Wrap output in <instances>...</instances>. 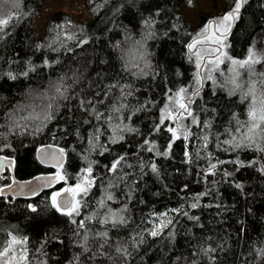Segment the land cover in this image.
Returning a JSON list of instances; mask_svg holds the SVG:
<instances>
[{
  "label": "trees",
  "instance_id": "trees-1",
  "mask_svg": "<svg viewBox=\"0 0 264 264\" xmlns=\"http://www.w3.org/2000/svg\"><path fill=\"white\" fill-rule=\"evenodd\" d=\"M45 1L19 0L18 8H9L19 19L13 21L15 27L0 38V133L3 134L0 135V156L14 162L0 174V188L8 193L0 196V227L6 230L0 232V240H6V232L13 230L27 237L34 264H114V261L115 264H212L200 253L201 246L216 248L212 254L214 264H264L261 254L264 249V172L260 171L264 167V153L255 149L225 151L228 146H216L230 138L226 129H235L233 114L242 121L247 120L249 102L242 103L239 92L229 96L226 88L208 81L193 105L200 120L211 126L193 127L192 131L198 136L209 135L207 152L212 153L211 162H225L218 165L215 175L205 179L210 161L201 150L202 140L190 138V144L176 141L167 158L141 148L144 139L155 141L160 151L166 148L170 133L165 128L157 133L154 127L168 90L175 91L193 82L195 58L189 60L187 44L209 21L231 10L200 13L199 25L192 28L179 8L192 5L194 0H87L90 21H78L70 14L56 12L47 19L43 34L38 37L33 21ZM222 1L230 4L232 0ZM240 16L227 37L229 55L243 59L250 47L258 53L264 52V0H247ZM145 20L154 21L151 28L146 27ZM149 31L154 36L146 39ZM70 35L75 38L68 39ZM82 40L87 43L81 44ZM145 62L149 67L145 68ZM140 68L147 75H134ZM222 68L226 71V66ZM24 72L28 75L24 76ZM256 72H264V66L256 65ZM9 73L16 79H10ZM248 78V74L242 77L244 90L250 86ZM258 79V76L252 77L253 81ZM217 82L222 84L224 77L217 75ZM58 84L67 87L69 99L58 100L55 119L42 132L35 133L40 121L25 118L42 116ZM112 84L131 85L133 95L123 99L119 88L111 89L108 97L96 95L104 93ZM84 98L102 99L104 103H97L96 108L105 117H113L111 124H128L138 132L124 133V141L111 144L108 141L111 127L80 107L78 101ZM120 103L128 107L113 113V106L118 107ZM96 128L103 133L100 142L110 148L104 155H100L99 150L90 151L88 138ZM47 145L52 146V151L65 150L68 184H74L79 170L87 167L85 156L89 161H97L93 167L100 178L99 187L86 198L89 207L80 217H74L77 222L97 211L96 201L103 196L104 186L113 175L107 172L106 166L120 155L127 157L120 172L128 174L126 181L109 189L114 200L108 204L113 210L127 206L123 215L128 224L113 229L110 224L87 222L91 230L88 251L81 246L84 230L80 229L77 234L73 218L51 207V194L66 186L63 181L52 187H40L36 195H16L19 189H14L13 179L18 183L31 181V186H36L39 182L36 177L56 173L52 163L41 162L40 150ZM189 149L193 153L191 163L184 156ZM198 150L200 156L196 157ZM237 160L245 166L232 163ZM153 162L157 164L159 175L150 170ZM249 162L254 163L249 165ZM225 172L231 175L225 176ZM9 184L12 191L5 187ZM236 184H241L242 188H237ZM206 191L210 194L201 197V207H188L194 202V194ZM29 204L37 208L35 213L28 208ZM181 206L189 215L198 216L199 222L171 212ZM164 212L173 219L169 229L158 238L145 233V242L133 248L131 238L140 229L151 228V222ZM105 228L109 230L111 248H100L102 241H95L91 236ZM169 231L174 239L168 237ZM121 241L125 242L130 256H117L115 248Z\"/></svg>",
  "mask_w": 264,
  "mask_h": 264
},
{
  "label": "snow or ice",
  "instance_id": "snow-or-ice-1",
  "mask_svg": "<svg viewBox=\"0 0 264 264\" xmlns=\"http://www.w3.org/2000/svg\"><path fill=\"white\" fill-rule=\"evenodd\" d=\"M247 0H235L234 7L226 13L223 17L217 20L209 21L187 44V49L189 52V60L194 59L196 72L194 73L193 82L190 86L180 87L175 91L169 89L165 97V103L163 107L160 108V117L158 123L154 127L155 132H160L162 128H165L168 133H170V138L166 148L163 151L158 150L155 141L144 139L141 144V148L149 153H154L157 157H169L173 151V145L178 140L188 141L190 144L191 139L202 140L201 150L205 151L207 158L210 163L205 173V179L208 175H215V172L219 164L225 163L224 161L211 162L212 153L207 152L209 145V135L204 134L198 136L192 131L193 127L204 129L209 128L211 125L209 122H202L200 118L194 111L193 105L196 103L197 98L201 96V92L204 89L206 82L211 81L213 85L220 87L221 89H227L229 96H234L239 92L241 94V102L248 101L247 109V120H240L236 114H233V119L235 120V129H226V133L230 138L220 141L216 146L221 145L228 146L224 150H244V149H255L260 153H264V72L257 73L256 65L264 66V52L258 53L255 49L249 48L245 58H235L229 55L227 49L229 45L227 44V37L230 34L233 25L237 20L241 19L240 11ZM19 0H0V38L7 35V30L11 27H15L13 21L18 22V15L14 12L8 11L9 8H18ZM154 21L145 20L144 24L146 27L151 28ZM154 33L149 31L147 33L146 39L152 38ZM75 37L70 35L68 39H74ZM81 44H86V40L80 41ZM139 43V42H138ZM222 66H226V71ZM133 67H139L138 65H133ZM149 67L147 62H145V68ZM34 70V69H33ZM244 74L249 76L250 86L247 90H244L241 80ZM24 76L28 75V72L23 73ZM136 76L147 75L143 68H140L134 73ZM217 75L224 77V82L218 84ZM10 79H16V76L12 73L8 74ZM258 76V80L253 81L252 77ZM257 83L260 85L257 88ZM119 88L120 96L123 99H127L128 96L133 95L131 91V85H120L112 84L108 85L104 93H97V96L108 97L109 91L111 89ZM55 96L51 98V103H49L42 116L36 115L34 117H28L25 119L39 120L40 124L34 129L35 133H40L47 127V124L55 119L56 112L59 109L58 100H67L69 96L67 95V87L62 84H58L54 87ZM79 105L85 111H90L94 114V118L103 123H108L111 127L112 135L108 137V141L111 144H118L125 140L124 133H137L138 129L131 127L128 124H111L110 121L113 119L112 116L105 117L103 113H100L96 104H103L104 101L97 100L95 98H84L80 99ZM128 107L125 103H120L118 107L115 105L112 108L113 113H119L121 110ZM144 106H142L143 108ZM137 109V111L142 110ZM206 111V109H204ZM131 119V117H128ZM85 123H89L85 121ZM18 127V125H17ZM27 126L25 131H27ZM106 131V129H105ZM233 132L235 134H233ZM103 133L99 128H96L91 137L88 138V143L90 145V151L96 152L99 150L100 155L109 152L110 148L107 144H102L100 142L101 135ZM0 135H3L0 133ZM79 135V133H77ZM219 140V137L216 138ZM7 146V145H6ZM52 146L47 145L42 148L41 151V162H50L56 167L57 171L54 175L48 177H36L38 181H43L42 185L31 186L32 182L28 181L23 184L18 183L13 179L12 184H16L19 191L16 195H36L40 187H52L54 184L63 181L65 187L58 191H53L50 197L51 207L56 210V212L61 215L73 218L72 223L77 224V229L84 230V235L81 241V246L85 251H88L89 233L91 230L87 227V222L96 221L100 225H111V228L116 229L121 226H126L128 224V219L123 213L127 212V206L120 208L119 210H113L108 202L114 200V195L109 189L116 188L120 183L126 181L128 176L127 173L123 175L120 174L122 167L125 165L127 157L125 155L118 156L111 164L107 167V172L112 173V178L109 179L107 184L104 186L103 196L96 201L98 204V209L92 212L90 215H86L83 219L77 222L74 217H80L82 211L89 207L88 198L94 188L99 187L100 178L95 175L94 164L97 161H89L88 156L84 159L88 161L87 167L82 168L74 177L75 183L68 184L69 176L64 170V156L65 150L60 148L55 151H51ZM196 157L200 156V150L196 151ZM184 156L188 163L192 162L193 153L189 149L184 152ZM13 161L8 158L0 160V171H3L5 165L12 167ZM232 163L237 164L239 167H244V162L242 161H232ZM254 162H249V165ZM131 167V165H128ZM143 167V165L141 166ZM150 170L152 173L159 175V170L156 163L150 164ZM261 172H264V167L260 168ZM225 176H230L231 173L225 172ZM2 178V177H0ZM12 184L6 185L8 191H12ZM185 187H187L185 185ZM237 188H242L241 184H236ZM27 189V191H25ZM8 193L5 188H0V196H6ZM209 192H202L194 194L193 201L188 207L191 209H197L201 207L200 199L201 197L209 195ZM207 206V205H203ZM31 212L35 213L37 208L31 204L28 205ZM183 206L174 208L171 210L172 213H180L187 217L189 220L194 222H199V217L194 215H189L188 211H183ZM151 228L140 229L136 236L131 238V246L133 248L139 247L145 242V233L147 236L152 238L160 237L166 229L173 224V219L168 212L160 213L156 220H153ZM6 230L0 227V232H5ZM7 239L0 240V264H34L28 249V238L21 237L13 231L6 232ZM92 239L95 241H102L99 244L100 248L108 246L111 248L109 243V230L105 228L103 231H97L91 233ZM168 237L174 239V234L169 231ZM211 239V238H208ZM216 248L211 246L200 247V253L207 257L209 261L214 264L215 257L212 255L215 253ZM115 252L119 257L130 256L131 253L128 251L125 242H119V246L115 248ZM261 254L264 255V249L261 250ZM41 264H46V262H41ZM115 264V261H114Z\"/></svg>",
  "mask_w": 264,
  "mask_h": 264
},
{
  "label": "rangeland",
  "instance_id": "rangeland-1",
  "mask_svg": "<svg viewBox=\"0 0 264 264\" xmlns=\"http://www.w3.org/2000/svg\"><path fill=\"white\" fill-rule=\"evenodd\" d=\"M234 3L235 0H232L230 4H225L222 0H194L192 5H181L179 11L188 21L190 27L194 28L200 23V13L216 14L222 9L231 10L234 7ZM89 6L87 0H46L41 12L36 15L33 21L35 35L38 37L42 36L47 19L56 12L70 14L78 21H90ZM42 184L43 181L37 183V185Z\"/></svg>",
  "mask_w": 264,
  "mask_h": 264
},
{
  "label": "water",
  "instance_id": "water-1",
  "mask_svg": "<svg viewBox=\"0 0 264 264\" xmlns=\"http://www.w3.org/2000/svg\"><path fill=\"white\" fill-rule=\"evenodd\" d=\"M51 151H52V149H51ZM4 158H5V157H1V156H0V160H2V159H4ZM9 160H10V159H9ZM6 166H8V165H5V167H6ZM5 167H4V168H5ZM1 172H2V171H0V174H1ZM20 184H23V183H20ZM14 189H19V188H18L17 185H16V186H14Z\"/></svg>",
  "mask_w": 264,
  "mask_h": 264
},
{
  "label": "bare ground",
  "instance_id": "bare-ground-1",
  "mask_svg": "<svg viewBox=\"0 0 264 264\" xmlns=\"http://www.w3.org/2000/svg\"><path fill=\"white\" fill-rule=\"evenodd\" d=\"M34 149V148H33Z\"/></svg>",
  "mask_w": 264,
  "mask_h": 264
}]
</instances>
